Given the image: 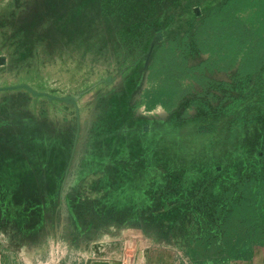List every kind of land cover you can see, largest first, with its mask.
Returning a JSON list of instances; mask_svg holds the SVG:
<instances>
[{"label": "rangeland", "instance_id": "1", "mask_svg": "<svg viewBox=\"0 0 264 264\" xmlns=\"http://www.w3.org/2000/svg\"><path fill=\"white\" fill-rule=\"evenodd\" d=\"M227 1L0 0L6 263L158 243L194 264L168 221L212 218L195 205L215 187L264 179V68L216 69L195 37ZM260 1L238 11L259 36Z\"/></svg>", "mask_w": 264, "mask_h": 264}, {"label": "trees", "instance_id": "2", "mask_svg": "<svg viewBox=\"0 0 264 264\" xmlns=\"http://www.w3.org/2000/svg\"><path fill=\"white\" fill-rule=\"evenodd\" d=\"M245 5L246 0H230L214 9L195 37L200 50L211 53L216 69L228 71L239 64L236 77L249 78L264 68V35H256L254 27L238 15L239 7ZM259 6L264 13V0ZM218 173L211 170L207 175ZM218 189L215 187L221 194L216 195L214 201L205 207L195 205L214 210V216L179 215L169 220L170 240L181 247L194 264L250 261L255 247H264V179L259 175L242 177L227 191Z\"/></svg>", "mask_w": 264, "mask_h": 264}, {"label": "crops", "instance_id": "3", "mask_svg": "<svg viewBox=\"0 0 264 264\" xmlns=\"http://www.w3.org/2000/svg\"><path fill=\"white\" fill-rule=\"evenodd\" d=\"M5 62H0V69ZM239 64L228 71L237 74ZM4 88L0 83V99ZM128 255L122 245L115 244L101 248L94 255L88 254L85 261L79 264H188L184 256L173 247H166L158 243H141L131 246ZM0 264L6 263L0 254ZM32 264V263H31ZM231 264H264V247L256 246L254 257L250 261H233Z\"/></svg>", "mask_w": 264, "mask_h": 264}, {"label": "built area", "instance_id": "4", "mask_svg": "<svg viewBox=\"0 0 264 264\" xmlns=\"http://www.w3.org/2000/svg\"><path fill=\"white\" fill-rule=\"evenodd\" d=\"M131 249H132L131 247L130 248H126L125 249V255H128V252H130Z\"/></svg>", "mask_w": 264, "mask_h": 264}]
</instances>
